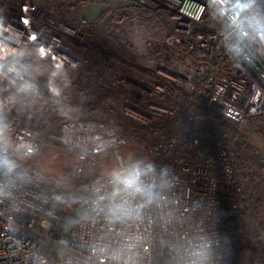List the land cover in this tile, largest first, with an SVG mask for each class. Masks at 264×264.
Listing matches in <instances>:
<instances>
[{
    "label": "built area",
    "instance_id": "built-area-1",
    "mask_svg": "<svg viewBox=\"0 0 264 264\" xmlns=\"http://www.w3.org/2000/svg\"><path fill=\"white\" fill-rule=\"evenodd\" d=\"M223 119L264 161V0H0V264H259L226 237L264 221ZM48 143L89 164L80 200L30 172Z\"/></svg>",
    "mask_w": 264,
    "mask_h": 264
},
{
    "label": "trees",
    "instance_id": "trees-1",
    "mask_svg": "<svg viewBox=\"0 0 264 264\" xmlns=\"http://www.w3.org/2000/svg\"><path fill=\"white\" fill-rule=\"evenodd\" d=\"M222 127L225 129L223 138L230 142L235 150V154L240 162L248 166L250 165L254 171L251 172L252 181L251 191L248 193L249 198L253 200L256 217L264 221V216L259 211V208L264 202V185L257 184L253 179L254 176L262 177L264 172V161L261 158V152L250 145L247 141V135L251 131L249 127H241L229 120H222ZM48 145V144H47ZM60 148H62L60 146ZM64 152L70 155L69 160L75 159L74 154L68 152L62 148ZM97 166L101 174H106L114 170L112 158L109 153H103L97 158ZM90 166H87L77 175L72 172V166L64 167L61 171L60 176L54 174H46L41 171L39 167L32 168L31 173H40L46 178V184L50 189L62 193L69 198L81 199V195L85 190L88 181V172ZM254 175V176H253ZM264 182V176H263ZM224 227L228 230L233 231L227 234L229 242L233 245L237 235L245 236L251 243V249L253 252V258L259 261V264H264V242L258 233V231L251 224L239 223L232 217L224 218ZM51 255V252H49ZM233 258L235 254L233 252ZM152 264H174L171 259L164 252L162 245L157 243L153 248V262Z\"/></svg>",
    "mask_w": 264,
    "mask_h": 264
},
{
    "label": "rangeland",
    "instance_id": "rangeland-1",
    "mask_svg": "<svg viewBox=\"0 0 264 264\" xmlns=\"http://www.w3.org/2000/svg\"><path fill=\"white\" fill-rule=\"evenodd\" d=\"M127 151L128 147L125 148V152ZM69 159L70 155L64 152L59 145L48 143L41 152L38 167L46 174L60 176L64 167L72 166L74 161ZM233 252L236 257L235 261L248 258L252 255L251 243L245 236L237 235L233 244Z\"/></svg>",
    "mask_w": 264,
    "mask_h": 264
},
{
    "label": "clouds",
    "instance_id": "clouds-1",
    "mask_svg": "<svg viewBox=\"0 0 264 264\" xmlns=\"http://www.w3.org/2000/svg\"><path fill=\"white\" fill-rule=\"evenodd\" d=\"M60 47L62 48L63 46H62V45H60Z\"/></svg>",
    "mask_w": 264,
    "mask_h": 264
}]
</instances>
